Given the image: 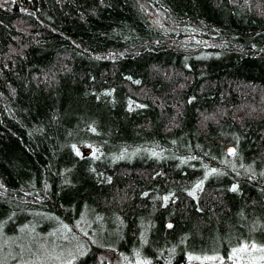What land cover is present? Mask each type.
Wrapping results in <instances>:
<instances>
[{
  "label": "trees",
  "instance_id": "obj_1",
  "mask_svg": "<svg viewBox=\"0 0 264 264\" xmlns=\"http://www.w3.org/2000/svg\"><path fill=\"white\" fill-rule=\"evenodd\" d=\"M65 227L76 264L264 244V0H0V239Z\"/></svg>",
  "mask_w": 264,
  "mask_h": 264
},
{
  "label": "rangeland",
  "instance_id": "obj_2",
  "mask_svg": "<svg viewBox=\"0 0 264 264\" xmlns=\"http://www.w3.org/2000/svg\"><path fill=\"white\" fill-rule=\"evenodd\" d=\"M146 12L158 25L169 27L172 23L162 11L147 7ZM82 151L88 150L83 148ZM36 236L35 230H31L23 231L15 237H1L0 264H76L88 251L89 234L86 229L59 228L54 231L52 239ZM134 253L139 255V251ZM109 255L107 250L106 253L101 252L98 257L99 264H150L147 259L141 257L125 262L126 257L121 254L117 255V259ZM232 258L235 264H264V244L250 243L236 247L232 250ZM204 259L223 261L219 256L194 258L196 262H202Z\"/></svg>",
  "mask_w": 264,
  "mask_h": 264
},
{
  "label": "bare ground",
  "instance_id": "obj_3",
  "mask_svg": "<svg viewBox=\"0 0 264 264\" xmlns=\"http://www.w3.org/2000/svg\"><path fill=\"white\" fill-rule=\"evenodd\" d=\"M32 198V197H31ZM71 228V227H70ZM54 231H56V230H52L51 232H49V233H46V234H43V235H41L40 237L41 238H48V239H52V237H53V234H54Z\"/></svg>",
  "mask_w": 264,
  "mask_h": 264
},
{
  "label": "snow or ice",
  "instance_id": "obj_4",
  "mask_svg": "<svg viewBox=\"0 0 264 264\" xmlns=\"http://www.w3.org/2000/svg\"><path fill=\"white\" fill-rule=\"evenodd\" d=\"M232 151L234 152L235 150L233 149ZM213 171H215V170H213ZM233 190H235V189H233ZM169 227H171V225H169Z\"/></svg>",
  "mask_w": 264,
  "mask_h": 264
}]
</instances>
